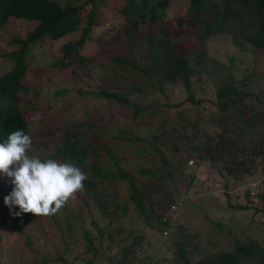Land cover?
Segmentation results:
<instances>
[{"label": "trees", "instance_id": "1", "mask_svg": "<svg viewBox=\"0 0 264 264\" xmlns=\"http://www.w3.org/2000/svg\"><path fill=\"white\" fill-rule=\"evenodd\" d=\"M170 3L0 0V28L10 17L32 25L23 37H12L9 43L13 47L4 53L9 67L0 71V142L16 130L29 135L24 116L31 99L20 100L19 94L32 91L27 81L35 83L28 69V51L46 39L59 44L60 55L51 62L52 67L72 68L79 78L82 74L90 79L105 77L104 83L86 93L115 103L121 111L115 123L109 120L112 125L105 123L102 115H97V120L72 123L79 128H63L52 151L34 155L41 160L71 162L87 174L77 194L92 200L106 221L103 230L97 228L98 243L113 231L126 236L116 247L118 256L101 259V246H94L92 236L84 231V241L92 250L91 256L84 258L87 264H96V254L101 264H157L136 257L135 248L143 237L121 221L142 217L144 224L162 230L165 222L161 218L173 200L169 192L160 190L161 181L180 176L176 175L179 169L170 165L174 154L184 152L192 165L197 161L218 164L220 174L235 179L258 165L264 170V99L246 102V94L239 93L233 78L227 77L215 89L210 107L207 99L195 96L190 82L193 73L199 77L205 69L204 42L212 35L228 33L234 46L243 49L248 44L264 52V0H187L168 18L165 13ZM109 14L117 22L107 27ZM100 26L104 28L98 33L95 29ZM89 45L93 50L85 54ZM177 81L182 84L184 99L165 101L149 114L150 104L140 100H145L148 92H161L164 83ZM82 125H86L83 131ZM12 188L5 189L10 193ZM255 198L264 203V194L257 192ZM35 216L21 213V226L32 223ZM177 227L183 230L178 223L171 229ZM244 239L235 238L230 250L193 261L187 258L184 240H174V249L182 264H264V248L255 239ZM44 264L55 263L51 258Z\"/></svg>", "mask_w": 264, "mask_h": 264}, {"label": "rangeland", "instance_id": "2", "mask_svg": "<svg viewBox=\"0 0 264 264\" xmlns=\"http://www.w3.org/2000/svg\"><path fill=\"white\" fill-rule=\"evenodd\" d=\"M82 1L77 0L78 3ZM186 3L187 0H171L165 17L172 18ZM110 16L105 21L107 27L110 22H117ZM31 27L27 22L13 17L2 25L0 71L9 67L4 53L13 47L10 39L23 37ZM103 28L100 26L95 31L101 33ZM76 35L73 34L74 37ZM204 44L207 55L205 69L199 77L193 73L190 78L191 89L197 98L207 99V105L212 107L209 101H215V89L222 80L232 77L239 93L246 94V102L264 99V52L248 44L243 49L234 46L228 33L212 35ZM58 45L46 39L28 51V69L33 72L35 83L31 85L30 80L27 81L26 85L32 91L24 96L19 94V99H31L25 105L24 116L32 138L30 156L52 151L63 128H79H74L72 123L89 118L97 120V115H102V120L112 125L109 120L115 123L121 116L115 103L86 93L104 83L105 77L90 79L82 74L79 78L72 68L52 67L51 62L60 55ZM92 50L93 46L89 45L84 53L91 54ZM182 99L183 87L177 81L164 83L161 92H148L140 103L150 104V114L160 109L165 101ZM85 128L86 125L80 127L82 131ZM184 156L182 152L170 158V165L178 168L179 174L173 170L171 172L180 176H173V181L171 178L162 180L160 189L169 192L173 202L175 198L178 200L174 215L176 224L183 226V230L177 227L174 231L171 229L168 236L161 237L160 231L144 224L142 217L123 219L121 222L124 226L131 227L143 237L135 248L136 257H146L157 264H182L174 249L176 239L184 240L186 255L191 261L232 249L235 238L255 239L264 248V203L255 198L257 192L264 194V183L256 186L263 176L259 165L251 173L235 179L225 173L220 174L218 164L197 161L188 165V159ZM159 169L162 173L166 170L163 165ZM186 174L192 177L187 178ZM9 186H13L10 178L0 173V264H44L51 258L55 264H87L84 258L91 256L92 250L87 248L84 241V231L92 236L94 246H101V259L119 255L116 247L126 236L113 231L110 237L106 236L98 243L95 239L98 236L97 228L103 230L106 221L86 196L76 193L75 199H70L52 217L36 215L32 223L21 226V214L14 215L20 211L19 207L12 206L10 209L4 203V197L9 194L5 188ZM246 190H250L248 195ZM239 195H242L241 198H237ZM246 202L251 205L233 206ZM153 220L150 218L151 222ZM107 228L112 230L111 226ZM100 258L96 254L93 262L101 264Z\"/></svg>", "mask_w": 264, "mask_h": 264}, {"label": "clouds", "instance_id": "3", "mask_svg": "<svg viewBox=\"0 0 264 264\" xmlns=\"http://www.w3.org/2000/svg\"><path fill=\"white\" fill-rule=\"evenodd\" d=\"M32 138L23 130L11 132L0 142V173L10 178L13 188L4 197L18 212L50 216L58 212L82 190L87 174L71 162L41 160L30 156Z\"/></svg>", "mask_w": 264, "mask_h": 264}, {"label": "built area", "instance_id": "4", "mask_svg": "<svg viewBox=\"0 0 264 264\" xmlns=\"http://www.w3.org/2000/svg\"><path fill=\"white\" fill-rule=\"evenodd\" d=\"M187 163H188V165L192 164V161L188 160ZM262 172H263L262 179L258 180L259 182H256L257 183L256 186H260L261 183H264V170ZM249 193H250V190H249ZM177 205H178V200L176 201V199H175L174 202L169 204L168 209L166 210L165 214L162 216L161 220H162V222H165V225L162 228V230L160 231L161 237L168 236L171 228L173 226H175L176 220H175L174 212L177 208Z\"/></svg>", "mask_w": 264, "mask_h": 264}, {"label": "crops", "instance_id": "5", "mask_svg": "<svg viewBox=\"0 0 264 264\" xmlns=\"http://www.w3.org/2000/svg\"><path fill=\"white\" fill-rule=\"evenodd\" d=\"M242 194V193H241ZM242 196V195H241ZM241 196L239 195V196H237V198H241Z\"/></svg>", "mask_w": 264, "mask_h": 264}]
</instances>
